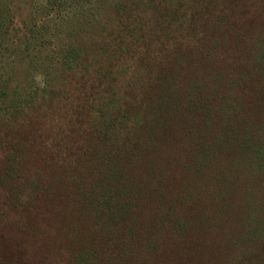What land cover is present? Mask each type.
Wrapping results in <instances>:
<instances>
[{
    "label": "trees",
    "instance_id": "obj_1",
    "mask_svg": "<svg viewBox=\"0 0 264 264\" xmlns=\"http://www.w3.org/2000/svg\"><path fill=\"white\" fill-rule=\"evenodd\" d=\"M244 1L0 0V264H264V18L244 90L213 58Z\"/></svg>",
    "mask_w": 264,
    "mask_h": 264
},
{
    "label": "rangeland",
    "instance_id": "obj_2",
    "mask_svg": "<svg viewBox=\"0 0 264 264\" xmlns=\"http://www.w3.org/2000/svg\"><path fill=\"white\" fill-rule=\"evenodd\" d=\"M261 0H245L242 5H240V8H235L231 12V20L237 21L238 26L236 27L238 31L237 36L234 35V32L232 31H226V36L228 35H233L231 36L230 39H226L225 43L223 44L225 47H222L219 49V52L217 55H215L216 61H218V64H214V66L217 68L216 72L219 74L220 78L222 79V82L232 80V84L236 83L239 88L234 89V92H238V89L244 90V86L246 88V85L251 84V79L253 77L252 72L250 71V64H251V54L252 50L254 48V41L255 40V34L254 31L257 30L255 28H258L257 23L262 21V18H264V14L261 12ZM247 10V14L249 15V18H244V12ZM264 24L259 25V27H263ZM255 29V30H254ZM250 32V33H249ZM248 34L253 38L250 39L251 37H248ZM244 37V41H247V45L245 46H238L236 43V40L238 37ZM258 36H256L257 38ZM252 40V43L248 42ZM241 50V51H240ZM5 58V57H3ZM213 58L211 61H206L205 66L209 67L210 63L213 62ZM1 59V57H0ZM3 60V59H2ZM215 60V59H214ZM3 63L0 64V72L3 74V77L9 76H14L15 78L17 77L20 80H23L24 74L21 70V68H18V66L21 64L20 62L18 64L15 63L13 67L12 65V60H6L2 61ZM17 67V68H15ZM18 69V70H16ZM206 68L202 69V67H199L196 70V73L198 75H202L204 73ZM22 73V74H20ZM20 74V75H19ZM23 78L21 79L20 77ZM14 80L11 83V86L14 85ZM41 80V77L38 75H35L34 77V82H39ZM241 81V82H240ZM234 85V84H233ZM40 110L39 108L37 109H29L24 116H22L21 119H19L22 124H20L19 127L23 129L26 133H30L32 131V134H34L33 129L36 127L37 122H41L42 119H48L49 120V126H50V134L51 137L56 136V130H57V125L61 122V117L65 113V110L63 107L59 104H54L52 108L46 110ZM43 114H46L43 116ZM62 124L60 125V127ZM34 137V136H33ZM178 182H180L178 180ZM182 185L185 184L184 181H181ZM179 186V185H178ZM180 187V186H179Z\"/></svg>",
    "mask_w": 264,
    "mask_h": 264
}]
</instances>
